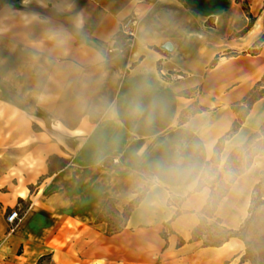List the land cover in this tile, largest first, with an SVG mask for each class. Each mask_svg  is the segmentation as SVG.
Segmentation results:
<instances>
[{"label": "crops", "instance_id": "obj_1", "mask_svg": "<svg viewBox=\"0 0 264 264\" xmlns=\"http://www.w3.org/2000/svg\"><path fill=\"white\" fill-rule=\"evenodd\" d=\"M246 1L255 28L246 27L242 0H74L75 11L86 13V31L96 44L116 36L129 16L139 20L136 38L124 48L104 90L120 95L127 79L150 67L173 100L172 124L161 126V133L175 136L195 124L215 143L236 121L231 106L264 77V42L254 53L247 51L262 36L256 18L264 0ZM9 7L15 15L5 11ZM33 14L55 16L53 0H0V264H250L240 261L244 248L238 238L216 247L191 241L206 200L178 199L162 208L140 201L125 228L106 235V224L97 218L107 200L121 213L137 197L131 157L151 143L128 125L117 139L89 131L90 122L74 109L71 89L64 86L71 65H83L89 49L73 44L61 59L62 74L44 65L46 52L33 62L35 45L45 40ZM58 19L66 22L64 16ZM157 20L171 25L178 37L156 34ZM166 42L171 53L161 50ZM262 124L264 98L224 142L221 156ZM262 171L264 156L254 158L218 204L215 215L226 228L241 224ZM13 209L20 220L8 233L5 217ZM163 229L167 242L159 235Z\"/></svg>", "mask_w": 264, "mask_h": 264}, {"label": "clouds", "instance_id": "obj_2", "mask_svg": "<svg viewBox=\"0 0 264 264\" xmlns=\"http://www.w3.org/2000/svg\"><path fill=\"white\" fill-rule=\"evenodd\" d=\"M53 8V17L33 14L45 40L35 45L32 60L38 63L46 52L44 65L62 74L61 59L69 55L73 44L89 49L83 65H71V78L65 77L64 86L71 89L74 109L90 122V132L99 130L117 139L128 125L150 141V148L141 147L132 154L129 170L133 195L142 198V206L162 208L178 199L205 201L222 180L231 179L215 141L195 124L175 136L161 133V126L172 124L173 100L150 67L139 68L127 79L126 90L112 96L104 89L113 66L125 54L119 39L113 34L103 43L92 41L86 31L88 17L83 10L75 11L74 0H53ZM5 11L16 13L10 7ZM59 16L66 22H60Z\"/></svg>", "mask_w": 264, "mask_h": 264}, {"label": "trees", "instance_id": "obj_3", "mask_svg": "<svg viewBox=\"0 0 264 264\" xmlns=\"http://www.w3.org/2000/svg\"><path fill=\"white\" fill-rule=\"evenodd\" d=\"M116 37L119 39L120 44L123 48L126 47L124 44V37L119 32L117 33ZM256 87L264 88V77H262L261 81L256 85ZM254 88L248 96H251L252 93H257V88ZM261 98H264V90L259 92L255 97H253L249 104L246 106V111L240 118V120H237L232 125L231 129L227 131L223 136H221L217 142H216V148L218 152L221 154L223 149V144L226 140L230 139L236 132L239 130L241 124L243 123L245 117L248 115L252 105L260 100ZM247 99V96L244 97L241 101H245ZM241 102H236L234 105H240ZM234 111V110H233ZM235 112V111H234ZM264 137V124H262L259 128V130L253 134H251L247 140L239 147L233 148L228 155L225 158V167L228 169V171L231 173V179L226 181H221L215 189L210 194L209 198L206 200V203L204 207L202 208L200 212V218H199V225L192 231L191 233V241H202V244L204 246H210V247H216L220 246L222 243L226 242L230 238H238V234L231 229H227L225 227H221V221L219 218L215 216L216 209L218 207V204L220 201L228 194L231 186L233 183L240 177L242 174H244L252 165L254 158L264 156V146L257 149L254 147V149L249 148L250 144L252 142H261L264 143V140H261V138ZM240 150H246L250 152V160L245 166L240 165H234L233 168H230V158L233 156L234 153L240 151ZM256 193H264V180H261L254 185L252 190V196L250 198V207L248 209V212L251 214L252 209L251 205L254 200V194ZM141 197L137 196L133 201H131L124 210L120 213L115 208V201L112 199H109L105 202L102 211L100 215L98 216L97 220L99 222H104L107 226L106 235L111 236L120 233L126 226V221L128 220L130 214L132 211L138 206V204L141 201ZM179 215V213H176V216ZM213 220L212 224H209L207 221ZM249 222V219L245 220V224ZM165 228V227H164ZM208 230H215L220 231L222 234H225L226 237L222 242H216L213 241L210 244H205L204 238L206 237L204 235V232ZM160 237L167 242V235L165 232V229L159 234ZM241 240V239H240ZM183 243L180 241V244Z\"/></svg>", "mask_w": 264, "mask_h": 264}, {"label": "rangeland", "instance_id": "obj_4", "mask_svg": "<svg viewBox=\"0 0 264 264\" xmlns=\"http://www.w3.org/2000/svg\"><path fill=\"white\" fill-rule=\"evenodd\" d=\"M242 11L244 14V17L246 18V22L248 28H250L252 25L253 28H255L254 19L248 12V7H247V1L242 0ZM264 10H260V12L257 14V30L262 32V36L255 42L253 46H251L247 51L250 53H254L255 50L253 49L255 46H258L260 43L264 42V19H262V12ZM156 24L152 25V28L154 29V32L156 34H163V35H168L169 37H178V33L175 30L171 29V25H167L162 23V21L157 20L154 22ZM196 27V26H195ZM191 28L193 31L194 25L193 22L191 21ZM245 29V28H244ZM243 29V30H244ZM240 31L237 34H233L232 37H236L239 35H242L246 31ZM227 53V52H224ZM257 88V93H252L251 96L247 95V99L245 101H239L241 102L240 105H232L231 109L235 111L236 113V121L240 120L242 115L246 111V106L249 104L250 100L255 97L259 92L264 90V88ZM261 140H264V137L261 138ZM262 142V141H261ZM257 143V142H252L249 146V148L254 149L261 148L264 146V143ZM250 152L246 150H240L236 153L233 154L230 158V168H233L234 165H240V166H245L248 161L250 160ZM257 158V157H256ZM225 160V159H224ZM261 180H264V171H262V176L260 178ZM252 196V194H251ZM254 200L251 205L252 212L251 214L248 212V209L250 207V203L248 206V209L246 212H244V218L241 222V224L238 226L236 230H234L238 236L240 237L241 241L243 242V252L244 255L240 261H247L250 264H264V193H256L253 195ZM251 198V197H250ZM216 216V215H215ZM218 218V217H217ZM220 219V218H219ZM249 219V222L245 224V220ZM221 225L222 224V219H220ZM209 224L213 223V220H208L207 221ZM226 228V227H225ZM228 229V228H227ZM204 235L206 236L204 238V243L205 244H210L213 241L216 242H222L224 238L226 237L225 234H222L220 231H215V230H208L204 232Z\"/></svg>", "mask_w": 264, "mask_h": 264}, {"label": "built area", "instance_id": "obj_5", "mask_svg": "<svg viewBox=\"0 0 264 264\" xmlns=\"http://www.w3.org/2000/svg\"><path fill=\"white\" fill-rule=\"evenodd\" d=\"M139 28V20L135 15L129 16L126 18L121 26L119 33L124 37V44L127 46L131 45L133 40L136 38ZM113 163H117V158H112ZM20 215L18 209L10 210L5 217V223L7 225V232H11L15 225L19 222Z\"/></svg>", "mask_w": 264, "mask_h": 264}, {"label": "water", "instance_id": "obj_6", "mask_svg": "<svg viewBox=\"0 0 264 264\" xmlns=\"http://www.w3.org/2000/svg\"><path fill=\"white\" fill-rule=\"evenodd\" d=\"M161 50H163L166 53H171L173 51V46L171 43L166 42V43L162 44Z\"/></svg>", "mask_w": 264, "mask_h": 264}]
</instances>
